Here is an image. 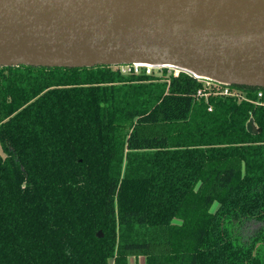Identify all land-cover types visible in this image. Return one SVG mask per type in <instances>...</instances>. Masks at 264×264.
Instances as JSON below:
<instances>
[{"label":"trees","instance_id":"obj_1","mask_svg":"<svg viewBox=\"0 0 264 264\" xmlns=\"http://www.w3.org/2000/svg\"><path fill=\"white\" fill-rule=\"evenodd\" d=\"M161 72L0 66V264H264V97Z\"/></svg>","mask_w":264,"mask_h":264},{"label":"water","instance_id":"obj_2","mask_svg":"<svg viewBox=\"0 0 264 264\" xmlns=\"http://www.w3.org/2000/svg\"><path fill=\"white\" fill-rule=\"evenodd\" d=\"M133 63L264 88V0H0V66Z\"/></svg>","mask_w":264,"mask_h":264},{"label":"built area","instance_id":"obj_3","mask_svg":"<svg viewBox=\"0 0 264 264\" xmlns=\"http://www.w3.org/2000/svg\"><path fill=\"white\" fill-rule=\"evenodd\" d=\"M141 64L143 63L123 64L115 67L119 68L121 72L124 74H140L144 72L147 74H154L153 68L154 69L158 68L159 70H162L163 68H168L169 71L172 72L175 76H178L181 72H185L190 76L196 78L202 84V87L199 88V90L196 93V98L198 99L204 98L206 100H209V98L213 96H233L239 100H248L256 104H263L264 90L261 88L256 90V95H257L256 98L251 99L249 98L247 91L244 89L235 87L234 85L231 84L220 82L218 80L209 77L200 76L196 73H193L191 71L182 68H178L171 65L148 66ZM170 67H172L173 69H171ZM209 110H212V106L209 107Z\"/></svg>","mask_w":264,"mask_h":264},{"label":"rangeland","instance_id":"obj_4","mask_svg":"<svg viewBox=\"0 0 264 264\" xmlns=\"http://www.w3.org/2000/svg\"><path fill=\"white\" fill-rule=\"evenodd\" d=\"M171 69H173L172 67H170ZM152 69V68H151ZM153 72L156 75H161V70H159L158 68H153ZM218 204L215 205V207L213 208V211L216 210ZM263 224L259 223L257 221H250L246 224V226L244 227V232L247 234H254ZM134 264H147L146 263V258L145 257H134Z\"/></svg>","mask_w":264,"mask_h":264},{"label":"crops","instance_id":"obj_5","mask_svg":"<svg viewBox=\"0 0 264 264\" xmlns=\"http://www.w3.org/2000/svg\"><path fill=\"white\" fill-rule=\"evenodd\" d=\"M141 257H143V256H141ZM112 264H114V263L112 262ZM128 264H134V256L129 257Z\"/></svg>","mask_w":264,"mask_h":264},{"label":"bare ground","instance_id":"obj_6","mask_svg":"<svg viewBox=\"0 0 264 264\" xmlns=\"http://www.w3.org/2000/svg\"><path fill=\"white\" fill-rule=\"evenodd\" d=\"M141 65H148V66H150L151 64H141Z\"/></svg>","mask_w":264,"mask_h":264}]
</instances>
